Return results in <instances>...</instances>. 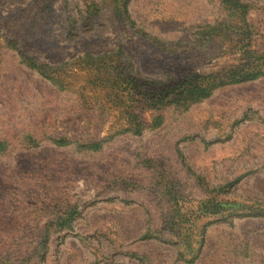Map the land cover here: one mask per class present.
Here are the masks:
<instances>
[{
  "label": "rangeland",
  "instance_id": "1",
  "mask_svg": "<svg viewBox=\"0 0 264 264\" xmlns=\"http://www.w3.org/2000/svg\"><path fill=\"white\" fill-rule=\"evenodd\" d=\"M240 1L0 0V264H264V76L143 101L264 55Z\"/></svg>",
  "mask_w": 264,
  "mask_h": 264
},
{
  "label": "trees",
  "instance_id": "2",
  "mask_svg": "<svg viewBox=\"0 0 264 264\" xmlns=\"http://www.w3.org/2000/svg\"><path fill=\"white\" fill-rule=\"evenodd\" d=\"M222 2L227 5L228 10L237 12L242 18L248 11V5L240 0H222ZM248 27L247 24V28H238L240 32L237 35L241 37L239 42L244 43V47L250 46L253 41V28ZM243 53L235 64L218 72L196 73L176 82H166L158 88L149 89L143 101L157 112L153 123H160L161 115L158 112L170 104L185 106L189 101L196 102L206 98L219 85L246 82L264 76V55L246 51ZM30 65L34 67L33 64ZM131 79L136 81L135 78L120 80L126 83Z\"/></svg>",
  "mask_w": 264,
  "mask_h": 264
}]
</instances>
